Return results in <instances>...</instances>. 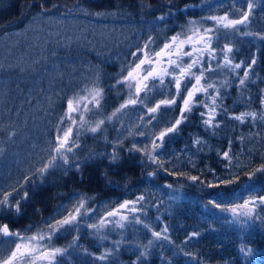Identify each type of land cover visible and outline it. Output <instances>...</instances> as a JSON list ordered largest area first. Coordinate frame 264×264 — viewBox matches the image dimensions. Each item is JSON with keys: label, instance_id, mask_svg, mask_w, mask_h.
Segmentation results:
<instances>
[{"label": "trees", "instance_id": "trees-1", "mask_svg": "<svg viewBox=\"0 0 264 264\" xmlns=\"http://www.w3.org/2000/svg\"><path fill=\"white\" fill-rule=\"evenodd\" d=\"M247 3L0 0V189L11 190L24 183L26 177L31 178L20 188V193L28 191L20 214L5 210L0 213V224L7 223L11 231L25 235L47 230L49 224L67 215L85 198L90 211L77 218L78 230L65 226L51 241L56 248L66 249L57 264H264V205L256 207L259 218L240 217L234 222L231 213L212 208L209 203L215 199L222 207H231L250 196H264V174L256 173L251 179L247 175L264 164V121L258 119L253 125L249 119L241 124L232 118L242 112L264 113V40L259 39L264 35V0H252L247 26H237L242 31L219 28V39L213 43L214 67L224 63L221 49L225 44L233 48L228 54L233 63L243 61L246 66L255 58L249 79L244 86L239 84L244 66L235 72L225 68L205 73L219 89L216 103L220 107L215 116L219 127H206L203 119L208 117L200 113L209 109L202 103L195 104L191 113H185L187 119L178 131L166 136L157 151L163 167L154 177L149 176L155 169L146 166L145 156L128 149L133 143L140 147L149 144L152 133L158 134L178 118L182 107L179 99L172 108L162 107L151 124L146 123L149 116L145 108L130 105L118 118L105 122L101 131L80 134L74 153L79 170L73 166L65 174L69 166L64 165L50 169L43 179L34 175L49 155V142L55 139L72 90L91 80L98 82L103 100L95 116L108 117L126 100L122 92L125 86L116 81L122 67L131 60V51L149 38L155 41L154 46H162L173 35L185 32L190 21L209 27L211 20L204 19L208 16L227 14L237 18L247 11ZM160 16L165 19H158ZM245 31L252 35H243ZM209 92L216 95L213 89ZM162 98L159 91L151 93L149 106ZM203 99V93L194 98ZM207 103L211 104V99ZM129 129L145 135L130 136ZM38 136H45V141L35 147ZM195 139L203 143L194 145ZM229 144L233 159L226 168L227 162L219 154L228 151ZM113 152L118 154L116 161L111 159ZM191 176L199 180L194 182ZM216 177L236 182L208 187L207 183L216 182ZM169 184L171 188L166 187ZM141 195L145 199L136 207L142 210H121L128 216L123 228L114 223L106 224L99 232L89 227L99 224L108 211L125 200ZM14 196L19 198L18 194ZM133 216H138L141 223L132 222ZM107 219L118 220L119 215ZM165 228L167 232L160 238L152 235ZM194 232L198 235L193 236ZM8 247L1 244L0 254L7 255ZM105 253L108 255L104 259H97Z\"/></svg>", "mask_w": 264, "mask_h": 264}, {"label": "snow or ice", "instance_id": "snow-or-ice-1", "mask_svg": "<svg viewBox=\"0 0 264 264\" xmlns=\"http://www.w3.org/2000/svg\"><path fill=\"white\" fill-rule=\"evenodd\" d=\"M253 9L252 0H248L247 11L241 13L237 18H229L227 14L224 16H208L204 19L214 22L213 27H199L196 21H190L192 27L187 32L177 33L170 39L166 40L162 46H154L155 41L149 38L143 45L138 46L134 51H131L129 55L131 60L127 65L122 67L121 74L118 77L116 83L123 85L127 89L128 98L120 104L118 108L107 117L108 121L113 118H118V114L124 112L130 105L135 106L139 104L142 108L146 109V114L149 119L146 123L151 124L157 120V115L160 113L161 108H172L176 105L177 99L181 100L182 107L179 108V117L174 121H170L159 133H152L153 138L142 147L133 143L132 147L128 151L141 152L145 158L152 163H156L158 168L163 167V163L158 160L157 151L163 147L164 139L169 136L170 133H176L179 126L183 121L187 119L185 113H191L195 104H203L208 108L207 113L201 112V117L207 115V119H203V123L206 127L213 128L219 127V123L215 122L216 109L220 107L216 103L219 95V89L216 88L215 82L210 77H206V72H213L217 69H227L229 72H235L242 66L245 67V71L242 76L239 77V84L244 86L249 79V72L251 66L256 64V59L252 58L249 65H244V62L233 63L232 59L228 55L233 52V48L228 44L224 45L221 49L225 54L223 56V64H217L215 67L211 61L216 59L214 55L215 49L213 48L214 41L219 39V28L229 29L233 32L242 31L237 26H247L249 16ZM97 15H100L99 13ZM160 20H164V16L158 17ZM243 35H252L250 32H243ZM259 39L264 40V35H260ZM187 49V50H186ZM184 57H188L189 60L185 61ZM207 57V62L205 61ZM196 69V71H194ZM239 75V74H238ZM227 84V81L224 82ZM175 89L174 93L172 89ZM209 89H213L216 95L209 92ZM167 90V94H165ZM159 91L163 98L156 102L154 105L149 106L148 101L150 94ZM84 93V94H82ZM143 93V96H141ZM197 93H203L204 99L202 101H195L194 97ZM211 99L212 103L208 104L207 101ZM103 100V89L98 85L82 89L80 93H75L73 96L66 98V109L64 110L59 123L56 127L57 135L54 141L49 142V155L44 163L36 169L34 175H37L40 179L49 172L50 169L60 168L64 165L69 167L65 169V174L71 167L75 166L79 170V165L75 164L76 159L74 153L75 149L79 147L80 129L84 128L88 124L86 114L90 113L93 108L98 109ZM264 103V101H262ZM92 105V108L89 105ZM239 121L241 124L248 122L250 119L253 125L259 119L264 121V113L257 112H242L239 115L232 117ZM141 123L144 124V117H140ZM105 120L100 119L94 124L87 127V131L96 133L101 131V126L104 125ZM136 127H139L137 125ZM75 129V131H74ZM14 133H10V136ZM128 135L144 136L143 131L134 133L131 129L128 131ZM243 142L244 137H240ZM203 141L195 139L194 145H200ZM231 145L229 144L228 151L220 153L221 159L226 161L225 167L228 168L232 164ZM3 154V149L0 148V155ZM73 154V155H69ZM118 154L113 152L111 159L116 161ZM60 162V163H58ZM211 171V170H210ZM256 173L264 174V164L255 168L253 171L247 173L249 179ZM155 171L150 172L149 176H154ZM172 175V172L168 173ZM215 175L214 173H212ZM30 177H26L24 183L19 187H12L11 190L5 191L0 189V213L7 211H14L16 215L21 212V204L23 200L28 199V191L25 190L20 193V188L24 187V184L30 181ZM192 181L199 180L197 176L189 177ZM204 183V181H200ZM232 178L220 179L216 177V182L209 181L208 187H219L224 185L225 187L235 183ZM171 188L172 185H166ZM15 194L19 195L17 199ZM233 195H238L233 193ZM143 195L137 197L135 200H125L118 208L108 211L106 216L100 219L99 224L89 225L91 228H95L98 232L108 223H114L116 226L123 228L124 222L128 221V216L123 215L121 210H126L129 213H136L142 209H138L136 206L140 202L144 201ZM212 208H219L222 212L231 213L234 222H239L240 217L246 219L259 218L256 213V207L258 205H264V196H250L249 199L244 200L242 204H234L231 207H222L219 200H210ZM90 209L86 207V199L81 198L76 205L73 206L71 211L67 212L62 218L48 225L47 231L38 230L31 235H25L19 231H11L7 223L0 224V244L8 245L7 255L0 254V264H57V256L63 255L66 249L55 248L51 245V241L56 233L61 229H65V226L78 230V217L88 215ZM119 215L118 220H108V217H116ZM132 222L141 223L138 216L132 217ZM148 227L147 224L144 225ZM164 232H167V228L162 232H152V235L156 238H160ZM193 236L198 233H193ZM8 238V239H3ZM166 238V237H165ZM151 243V241H149ZM242 253L245 252L244 248H241ZM108 253H105L97 259H104ZM144 255V253H141Z\"/></svg>", "mask_w": 264, "mask_h": 264}, {"label": "rangeland", "instance_id": "rangeland-1", "mask_svg": "<svg viewBox=\"0 0 264 264\" xmlns=\"http://www.w3.org/2000/svg\"><path fill=\"white\" fill-rule=\"evenodd\" d=\"M212 23L214 24V22L211 21V24H209V27H213ZM197 26H199V27H206L204 24H200V23H197ZM190 27H192V26L189 25V26L187 27V29H186L185 32H187V31L189 30ZM221 28H222V27H221ZM94 84H95V85H98V86L101 88V86H100V84H99L98 82H93V80H91V82L86 83L85 85L80 86L79 88L72 90L71 93H72V94L80 93L82 89H85L86 87L90 88V87H92ZM81 85H82V84H81ZM122 92L125 93V96H126V99H127V98H128V96H127V89H126L125 87H124V89H123ZM82 94H84V93H82ZM198 94H200V93H197L196 95H198ZM194 98H195V97H194ZM135 106H136V107H139L138 105H135ZM89 107L92 108V105L90 104ZM65 109H66V108H65ZM126 110H127V109H125L124 111H126ZM96 111H97V109H96V108H93V110H92L90 113H87V114H86V119L88 120V124H86L84 128H81V129H80V133H81L82 135H84V134H86V133H92V132H90V131H87L86 129H87V127H89L90 125L94 124L96 121H98V120H100V119H104L105 122L108 121V120H107V117H104V116H95ZM113 119H114V118H113ZM36 124H40V122L37 120V121H36ZM104 125H105V123H104ZM102 126H103V125H102ZM102 126H101V127H102ZM36 128L39 129V125H36ZM74 131H75V129H74ZM56 135H57V134H56ZM26 138H27V137L23 138L22 142H25V141H26ZM35 141L37 142V144L35 145V147H40V146L42 145L41 142L45 141V136H38V137L35 139ZM146 166H147L149 169H155V172H158V170H159L158 165H157L156 163H152L151 161H149V160H147V159H146ZM152 172H153V171H152ZM149 173H150V172H149ZM155 175H156V174H155ZM155 175H154V176H155ZM154 176H150V177H154ZM136 213H138V211H137ZM45 231H47V230H45ZM30 235H31V234H30ZM51 245H52V244H51ZM52 246H53V245H52ZM53 247L56 248L57 246L54 245ZM1 252H3V249H2ZM59 256H60V255H59ZM59 256H57L56 260L59 258ZM258 264H260V263H258Z\"/></svg>", "mask_w": 264, "mask_h": 264}, {"label": "bare ground", "instance_id": "bare-ground-1", "mask_svg": "<svg viewBox=\"0 0 264 264\" xmlns=\"http://www.w3.org/2000/svg\"><path fill=\"white\" fill-rule=\"evenodd\" d=\"M101 17V16H100ZM127 39V38H126ZM1 245V244H0Z\"/></svg>", "mask_w": 264, "mask_h": 264}]
</instances>
